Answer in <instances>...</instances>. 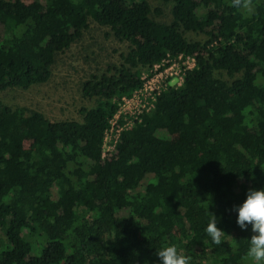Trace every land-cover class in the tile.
Returning a JSON list of instances; mask_svg holds the SVG:
<instances>
[{
	"label": "trees",
	"instance_id": "16d2710c",
	"mask_svg": "<svg viewBox=\"0 0 264 264\" xmlns=\"http://www.w3.org/2000/svg\"><path fill=\"white\" fill-rule=\"evenodd\" d=\"M160 1L169 20L147 0H0V91L47 83L90 20L129 44L81 83L96 101L81 121L0 101V264H159L168 244L191 264H247L252 233L231 209L264 186V0ZM181 55L195 62L182 86L161 91L103 159L120 100Z\"/></svg>",
	"mask_w": 264,
	"mask_h": 264
},
{
	"label": "rangeland",
	"instance_id": "374dc122",
	"mask_svg": "<svg viewBox=\"0 0 264 264\" xmlns=\"http://www.w3.org/2000/svg\"><path fill=\"white\" fill-rule=\"evenodd\" d=\"M23 1L30 2L32 0ZM147 1L153 10V15L157 19L166 21L171 18L172 3H165L160 0ZM156 10H160V14H157ZM186 37L190 40L203 39V36L195 33H187ZM128 49L129 44L117 41L111 35L108 27L99 26L90 20L82 38L57 55L56 62L52 67L51 78L47 83L34 85L29 89L15 87L2 90L0 91V101L12 108L24 107L28 110L39 111L50 121H81L82 115L80 109L96 105L95 100L87 99L82 95L80 90L81 83L92 74L102 72L107 65L120 64L121 55L126 53ZM194 65V59L190 56L169 57L152 69L143 72V76L145 77V81L152 77L157 79L161 89L180 87L183 84L185 71L193 68ZM139 99L141 97L134 98V104H137ZM121 101L119 103H122ZM140 102L143 104V98ZM152 103L151 98L144 102L146 107L139 114L140 121L144 113H149L154 108L152 107ZM140 121H136L124 113L117 118L119 127L123 126L124 128L128 127L130 123H133L135 126ZM112 122H114V119H112ZM111 126L112 124H110L109 128ZM115 135L116 126H114L112 131L108 132V137L106 136L103 149L104 158H110L116 153ZM54 197L57 198L56 193ZM1 237L0 234V241Z\"/></svg>",
	"mask_w": 264,
	"mask_h": 264
},
{
	"label": "clouds",
	"instance_id": "9594fccd",
	"mask_svg": "<svg viewBox=\"0 0 264 264\" xmlns=\"http://www.w3.org/2000/svg\"><path fill=\"white\" fill-rule=\"evenodd\" d=\"M233 6H239L241 0H232ZM236 213V225L242 230L252 233L248 239L246 252L247 264H264V186L249 188L245 192V199L239 205H233ZM221 217L208 210L206 233L215 244L221 243L225 231L218 227ZM159 264H191L189 256L181 254L175 244H168L156 250Z\"/></svg>",
	"mask_w": 264,
	"mask_h": 264
},
{
	"label": "built area",
	"instance_id": "2783aa9c",
	"mask_svg": "<svg viewBox=\"0 0 264 264\" xmlns=\"http://www.w3.org/2000/svg\"><path fill=\"white\" fill-rule=\"evenodd\" d=\"M143 82H144L143 86L139 90L135 91L132 96L123 97L121 99L122 103H119V110L117 111L115 116L112 118V119H114V122L111 123L112 119L109 121V127H110V124H112L111 128L108 127L105 130L104 143H103L102 149H104L106 136L108 137V132L112 131L114 126H116V135H115L116 146H117V142H118V139H119V136H120L121 132L124 131V130H128L129 128H132L134 126L133 123H130V125L128 127H126V128H124L123 126L119 127V124L117 122V118L119 117V115L124 113L128 117H130L132 119H135L136 121H140V115L139 114L146 107L144 102L147 99L151 98L152 102H153L152 103V107H154V103H155L157 95L161 91L164 90V89H161L159 81L157 79H155L154 77H152L150 79H147L145 81V77L143 76ZM140 97H141V99L143 98V100H144L143 104L140 102L141 99L138 100L137 104H134V98H140ZM128 109H130V111H128ZM116 152H117V148H116ZM103 155L104 154H103V151H102V158H104Z\"/></svg>",
	"mask_w": 264,
	"mask_h": 264
}]
</instances>
